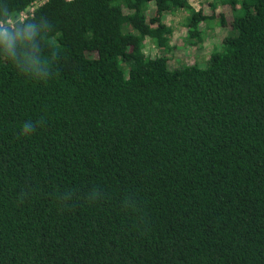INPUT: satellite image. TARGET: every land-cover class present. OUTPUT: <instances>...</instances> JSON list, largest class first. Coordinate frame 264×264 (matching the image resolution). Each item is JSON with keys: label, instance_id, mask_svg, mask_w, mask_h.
<instances>
[{"label": "trees", "instance_id": "trees-1", "mask_svg": "<svg viewBox=\"0 0 264 264\" xmlns=\"http://www.w3.org/2000/svg\"><path fill=\"white\" fill-rule=\"evenodd\" d=\"M32 1L0 0L37 29L0 44V264H264V0ZM221 4L170 66L165 14L201 49Z\"/></svg>", "mask_w": 264, "mask_h": 264}, {"label": "rangeland", "instance_id": "rangeland-1", "mask_svg": "<svg viewBox=\"0 0 264 264\" xmlns=\"http://www.w3.org/2000/svg\"><path fill=\"white\" fill-rule=\"evenodd\" d=\"M189 2L192 4V6L198 9L201 0H189ZM151 7H154L152 2ZM208 7L210 6H205V13H212ZM151 10L152 9L148 11L149 14ZM219 13L225 14L227 24L222 26L218 25L217 27H206L205 40L200 44L201 49L196 48L194 44L188 42L187 28L185 24L186 13L184 11L175 13L168 12L165 14L164 20L173 27V33L170 37V44L175 46L171 51L168 52L170 66L176 67L194 61H200L201 63H204L213 51L221 49V40L224 36L232 32L230 24L232 21L233 12L229 4H221L216 15ZM216 21L217 20H214L213 23ZM144 50L151 56L161 55L164 53V49L155 46L151 39H146Z\"/></svg>", "mask_w": 264, "mask_h": 264}, {"label": "clouds", "instance_id": "clouds-1", "mask_svg": "<svg viewBox=\"0 0 264 264\" xmlns=\"http://www.w3.org/2000/svg\"><path fill=\"white\" fill-rule=\"evenodd\" d=\"M9 19L13 23H9ZM22 25V26H21ZM37 34L36 25L33 23L19 22L18 14L14 10L8 9L0 14V44L4 45L9 55H15V48L18 42L32 41ZM33 67L38 61L30 59ZM39 122H25L22 126L23 134H31Z\"/></svg>", "mask_w": 264, "mask_h": 264}, {"label": "built area", "instance_id": "built-area-1", "mask_svg": "<svg viewBox=\"0 0 264 264\" xmlns=\"http://www.w3.org/2000/svg\"><path fill=\"white\" fill-rule=\"evenodd\" d=\"M47 0H33L31 2V4L29 5V7L26 10H23L20 13L19 19L20 20H24L25 18H27L29 15H31L34 10L41 5L42 3L46 2ZM10 24L13 23V21L11 19H9L8 21Z\"/></svg>", "mask_w": 264, "mask_h": 264}]
</instances>
